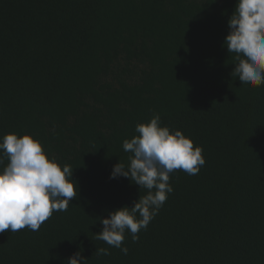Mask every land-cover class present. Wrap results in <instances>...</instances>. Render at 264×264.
<instances>
[{
	"label": "trees",
	"instance_id": "trees-1",
	"mask_svg": "<svg viewBox=\"0 0 264 264\" xmlns=\"http://www.w3.org/2000/svg\"><path fill=\"white\" fill-rule=\"evenodd\" d=\"M235 4L0 0V137L39 140L78 188L38 231L0 233V264H67L81 250L87 264H264V85L231 75L236 54L223 45ZM154 113L206 162L171 174L147 229L136 242L125 232V255L95 234L146 194L110 174Z\"/></svg>",
	"mask_w": 264,
	"mask_h": 264
},
{
	"label": "clouds",
	"instance_id": "clouds-1",
	"mask_svg": "<svg viewBox=\"0 0 264 264\" xmlns=\"http://www.w3.org/2000/svg\"><path fill=\"white\" fill-rule=\"evenodd\" d=\"M229 32L224 45L228 53H235V67L231 75L241 85H264V0H236L228 19ZM138 134L123 141V150L130 153L128 163L113 166L110 179L128 178L146 194L109 212L100 220L102 230L96 240L121 250L125 232L132 234L146 230L173 192L170 176L177 170L196 175L205 165L202 147L195 146L181 130L172 131L161 126L159 113L146 123H137ZM7 161V163H5ZM73 169L61 165L45 152L41 142L29 134L7 133L0 137V233L21 229L38 231L54 211H67L77 197V186L71 179ZM82 250L67 258V264H87ZM98 256L110 255L107 248H96Z\"/></svg>",
	"mask_w": 264,
	"mask_h": 264
}]
</instances>
